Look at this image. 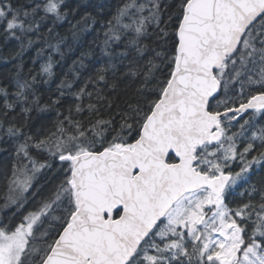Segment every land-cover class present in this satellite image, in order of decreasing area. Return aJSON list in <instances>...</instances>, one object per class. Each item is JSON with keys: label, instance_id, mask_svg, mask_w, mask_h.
<instances>
[{"label": "snow or ice", "instance_id": "snow-or-ice-1", "mask_svg": "<svg viewBox=\"0 0 264 264\" xmlns=\"http://www.w3.org/2000/svg\"><path fill=\"white\" fill-rule=\"evenodd\" d=\"M69 7L0 0V264H264V0L85 13L83 80L91 46L54 71Z\"/></svg>", "mask_w": 264, "mask_h": 264}, {"label": "trees", "instance_id": "trees-1", "mask_svg": "<svg viewBox=\"0 0 264 264\" xmlns=\"http://www.w3.org/2000/svg\"><path fill=\"white\" fill-rule=\"evenodd\" d=\"M65 2L70 6L69 9L65 10L69 12V15L65 21L57 22L56 27V33L64 39V44L62 46L64 55H56L54 57L56 61L54 71L58 78H63L65 74H68L69 78H71L73 62L78 60L82 52L89 51L91 46V48L94 49V54L90 55L88 60L85 61L88 67L81 70L83 73L81 80H83L90 74L92 66L97 64L98 60L106 59L101 57L99 49L93 44L97 33L101 34V39L102 33L100 25L96 24L95 31H82L79 34V38L74 40L72 36V25L76 24L85 13H90L97 21L103 22V18H110L116 6L120 3V0H65ZM99 5H104V7L101 9ZM49 23H51V21H49ZM14 47H16L15 41L5 43L3 40H0V56L7 55ZM119 50L120 49H117V51ZM34 56V49H29V51L25 53L24 62L28 68L32 67L31 61ZM13 67L14 62L5 63L3 60H0V79L6 78L12 72ZM58 82L59 80L57 79L48 87H51L54 91L56 83ZM125 84L131 87V81H126ZM125 84H122L120 89L111 97L117 104H123L124 100L127 98ZM37 159H39V157H37ZM258 178L259 177H255L254 179Z\"/></svg>", "mask_w": 264, "mask_h": 264}]
</instances>
